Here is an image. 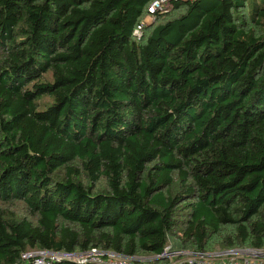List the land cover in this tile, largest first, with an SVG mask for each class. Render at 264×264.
I'll list each match as a JSON object with an SVG mask.
<instances>
[{"label":"trees","instance_id":"1","mask_svg":"<svg viewBox=\"0 0 264 264\" xmlns=\"http://www.w3.org/2000/svg\"><path fill=\"white\" fill-rule=\"evenodd\" d=\"M154 1L0 0V264L264 250V0Z\"/></svg>","mask_w":264,"mask_h":264},{"label":"rangeland","instance_id":"2","mask_svg":"<svg viewBox=\"0 0 264 264\" xmlns=\"http://www.w3.org/2000/svg\"><path fill=\"white\" fill-rule=\"evenodd\" d=\"M170 15V8L168 9ZM179 13H183V10L173 13L172 15L166 17L163 21L170 19L174 16L179 15ZM245 16V14L243 13ZM153 22V21H152ZM154 24V23H152ZM246 26H250L251 22L249 18L245 17ZM44 80L51 81L52 76L51 73L45 75ZM54 99L49 97H44L41 101H39L41 108H46L53 103ZM76 167L79 170V164H76ZM65 174V171H61L59 174V178ZM79 175V174H78ZM84 175V174H83ZM85 176V175H84ZM83 180V179H82ZM97 190H105L106 183L102 181L96 187ZM4 211L8 218L14 219L17 221L28 219L33 223L37 222V217L30 213L27 205L22 201H15L10 203L2 204ZM224 235V234H223ZM183 233L181 229L175 230V232L169 237V246L165 249V252L162 256H156L153 254L140 253L135 258H124L119 254L113 251H105L99 248L98 253L99 256H91L88 257L90 260H95L94 263H100L104 257H107L105 262L109 264H183V263H205V264H227L229 259H240L243 256L252 255L254 256L255 252L253 249L249 247H234L227 248L224 245L226 244L224 238L218 235H212L208 243L206 244L205 250L203 252H199L192 245L188 244L187 246L182 244ZM261 251V253H263ZM84 254V252L79 251L75 255H73V259H68V255L54 254L43 252L41 250H32L26 254V259H32L35 257H40L41 259L46 261H79L78 257ZM84 260V259H82ZM81 261V260H80Z\"/></svg>","mask_w":264,"mask_h":264},{"label":"built area","instance_id":"3","mask_svg":"<svg viewBox=\"0 0 264 264\" xmlns=\"http://www.w3.org/2000/svg\"><path fill=\"white\" fill-rule=\"evenodd\" d=\"M170 1H182V0H155L149 7H148V13L147 16L144 18L142 25H146L149 24L153 21V16L161 10H165L168 8V4ZM135 36L137 37H141L142 36V26H139L137 28V30L135 31ZM98 249L94 248L91 249L89 251H85L84 254H82L81 256L78 257L79 261L77 260L76 262H79L80 264H87V263H94L95 260H89L88 257L91 256H99L98 253ZM48 253H54L55 252H48ZM57 254H61V253H57ZM66 255H68L69 257H67L68 259H73V255L75 254H67L64 253ZM26 257V256H25ZM84 259V260H82ZM81 260V261H80ZM230 261L227 262V264H264V252L261 253V251L255 252L254 256L252 255H247V256H243L240 259H234L231 258L229 259ZM50 261H46L44 262L43 259L38 258L37 262L39 264H50Z\"/></svg>","mask_w":264,"mask_h":264}]
</instances>
